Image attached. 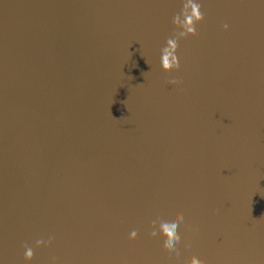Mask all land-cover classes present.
I'll return each instance as SVG.
<instances>
[{
    "label": "water",
    "instance_id": "water-1",
    "mask_svg": "<svg viewBox=\"0 0 264 264\" xmlns=\"http://www.w3.org/2000/svg\"><path fill=\"white\" fill-rule=\"evenodd\" d=\"M194 255L264 264V0H0V264Z\"/></svg>",
    "mask_w": 264,
    "mask_h": 264
},
{
    "label": "clouds",
    "instance_id": "clouds-1",
    "mask_svg": "<svg viewBox=\"0 0 264 264\" xmlns=\"http://www.w3.org/2000/svg\"><path fill=\"white\" fill-rule=\"evenodd\" d=\"M202 19V16L200 14L199 11H196L194 13V18L189 17L188 18V23L185 26L186 28V32L185 35L186 37L191 34V35H196V22L200 21ZM225 27H227V25H225ZM168 44L170 45V47L165 49V55L162 57L161 60V67L166 70V71H179L180 70V59L178 56V43L173 41V40H169ZM171 83L175 84L177 83V81L173 80L171 81ZM183 219V215L179 214V213H166L165 214V222L167 223L168 227L165 229V235L168 239V241L171 240H175L178 243L181 240V235L176 231L177 229V225L178 222H180ZM153 236L156 235V233L153 231L152 233ZM137 237V233L135 231H132L130 233V238L135 239ZM51 241L49 240L48 244H50ZM37 244L39 245L40 242L38 241ZM167 245V242H166ZM170 250L176 252L177 255L180 254V251L175 248L174 246L170 247ZM25 258L28 260H31L33 258V250L31 247H27L25 248ZM187 264H206V262L204 260H202L201 258H199L198 256H192L190 258V260L187 261Z\"/></svg>",
    "mask_w": 264,
    "mask_h": 264
}]
</instances>
